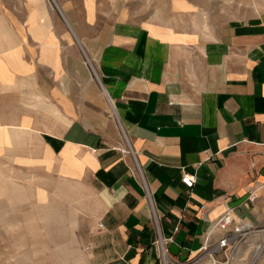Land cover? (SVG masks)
I'll return each instance as SVG.
<instances>
[{
  "label": "crops",
  "instance_id": "obj_1",
  "mask_svg": "<svg viewBox=\"0 0 264 264\" xmlns=\"http://www.w3.org/2000/svg\"><path fill=\"white\" fill-rule=\"evenodd\" d=\"M110 1L108 11L89 2L82 27L41 25L37 13L36 25L12 27L3 124L35 138L25 145L42 149L36 162L95 195L91 264H158V235L182 264L228 208L235 223L264 225V5L222 22L215 8L211 22L179 1L176 23L129 19ZM263 236L250 234L231 264Z\"/></svg>",
  "mask_w": 264,
  "mask_h": 264
},
{
  "label": "rangeland",
  "instance_id": "obj_2",
  "mask_svg": "<svg viewBox=\"0 0 264 264\" xmlns=\"http://www.w3.org/2000/svg\"><path fill=\"white\" fill-rule=\"evenodd\" d=\"M91 1L0 0V54L4 42L15 37L12 27L36 25V13L43 15L41 25L54 20L59 26H67L68 20L71 25L85 26L83 16L90 10ZM113 1L129 19L160 12L176 23L177 12L169 8L178 6L179 1H187L190 8L201 7L211 22L215 8L222 22L250 15L264 5V0ZM93 4L97 10L113 9L110 0ZM4 100L0 95V111L4 110ZM8 118L10 115L0 113V264H91L86 242L96 219L95 195L83 183L57 177L48 166L36 162L35 151L42 149L26 147L27 142L37 145L35 138L23 128L6 127L3 122ZM260 240L250 239L253 248H241L244 252L235 254L236 264L253 260V264H264V250L254 259Z\"/></svg>",
  "mask_w": 264,
  "mask_h": 264
},
{
  "label": "built area",
  "instance_id": "obj_3",
  "mask_svg": "<svg viewBox=\"0 0 264 264\" xmlns=\"http://www.w3.org/2000/svg\"><path fill=\"white\" fill-rule=\"evenodd\" d=\"M181 180L187 187H191L194 183V178L189 173H184ZM200 211L202 218H204L207 213L206 205L202 204L200 206ZM156 227L158 228L157 223ZM257 228L258 227L235 223L233 210L232 208H228L212 221V226L206 233L197 252H195L193 256L186 258L182 264H230V260L234 257V250H236L242 242H245L250 234L254 235L258 231H264V227ZM214 229L220 231L219 237L215 241L211 239V233ZM170 239L171 237L164 238L158 235V238L155 240L159 246L158 264H172L169 258V249L166 246V242ZM248 246L253 248L250 243ZM256 246L259 252H256L254 259L264 250V236ZM253 261L250 264H253Z\"/></svg>",
  "mask_w": 264,
  "mask_h": 264
},
{
  "label": "bare ground",
  "instance_id": "obj_4",
  "mask_svg": "<svg viewBox=\"0 0 264 264\" xmlns=\"http://www.w3.org/2000/svg\"><path fill=\"white\" fill-rule=\"evenodd\" d=\"M258 252H259V251H258ZM258 252H257V253H258Z\"/></svg>",
  "mask_w": 264,
  "mask_h": 264
}]
</instances>
